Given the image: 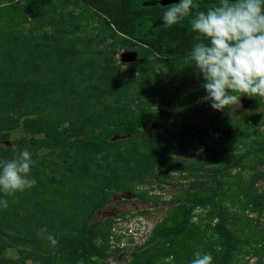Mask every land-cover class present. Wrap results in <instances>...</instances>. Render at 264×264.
I'll use <instances>...</instances> for the list:
<instances>
[{"label":"trees","instance_id":"16d2710c","mask_svg":"<svg viewBox=\"0 0 264 264\" xmlns=\"http://www.w3.org/2000/svg\"><path fill=\"white\" fill-rule=\"evenodd\" d=\"M154 1L0 0L9 21L0 19V160L29 150L37 181L13 197L0 193L8 201L0 264H104L124 250L126 264H191L198 253L212 264H264V189L256 185L264 141L254 136L264 134V98L243 96L253 125L248 113L214 110L191 65V16L165 27L160 17L179 0ZM194 2L193 16L219 0ZM121 50L137 58L124 61ZM20 128L26 134L13 140ZM187 149L200 153L197 163L174 158ZM175 173L193 179L145 241L117 231L118 217L136 214L93 218L116 192L157 203L150 189ZM149 181L157 186L140 187ZM62 202L77 206L74 224L63 220Z\"/></svg>","mask_w":264,"mask_h":264},{"label":"clouds","instance_id":"9594fccd","mask_svg":"<svg viewBox=\"0 0 264 264\" xmlns=\"http://www.w3.org/2000/svg\"><path fill=\"white\" fill-rule=\"evenodd\" d=\"M199 7L194 0H179L171 4L160 19L165 27H172L191 16L190 28L196 33L197 41L191 50V65L203 76L202 87L206 92L203 100L210 101L214 110L223 111L240 106L242 96L264 98V0H219L218 4L206 11H196L193 16V9ZM126 52L133 51L121 50L122 60ZM31 165V153L27 149L14 159L0 160V193L13 197L35 186L37 181L30 176ZM261 168L264 169V164ZM256 185L259 190L264 189V178ZM0 205L7 208V199L0 200ZM135 216L122 220L131 221ZM160 219L145 223L146 231L140 234L139 230L128 226L117 227V231L130 229L128 233L141 236L139 241H145ZM138 222L141 223L140 218ZM40 231L44 233L47 229ZM46 238L53 245L57 243L52 234ZM212 260L211 254L198 253L191 264H212Z\"/></svg>","mask_w":264,"mask_h":264},{"label":"rangeland","instance_id":"374dc122","mask_svg":"<svg viewBox=\"0 0 264 264\" xmlns=\"http://www.w3.org/2000/svg\"><path fill=\"white\" fill-rule=\"evenodd\" d=\"M170 1V0H168ZM3 15L6 16H2L0 17V19H2L3 21H5L6 25L9 24V21L7 19V14L4 12ZM1 56V54H0ZM190 89H192V87H190ZM185 94V92H184ZM257 100V99H256ZM251 102L248 101L247 99H245L243 96L240 100V106H233L231 107L229 110L226 109L223 114H237L238 112L241 114V112H245L248 113L247 119H248V125H253L254 123L251 121V116L252 114L250 113L249 108L251 107ZM164 109H168V107H163ZM186 111V110H185ZM200 115H196V119L199 120L201 119V112H199ZM192 115H194L192 113ZM244 127V126H243ZM252 128V132L255 131V127H250ZM249 129V127L247 128V130ZM211 132L215 133V131L212 130V128L210 129ZM261 130L264 131V127L261 128ZM221 131H224L223 133H226L227 135L232 132V128L230 127H225L222 126L221 127ZM26 132L23 131L21 128L18 130H13L11 131V138L13 140H16L18 138H20L21 136L25 135ZM248 135V134H247ZM255 137L257 136V138H259V140H263L264 141V134L261 133H257L256 135H254ZM252 136V137H254ZM163 143H167L168 139H163L162 140ZM208 152V151H207ZM174 158H177V160H180L182 163L183 162H187V161H193L197 163L198 158L200 157V153L191 151L189 149L187 150H183V151H178L177 153L173 154ZM246 164L249 163H253L254 160L253 158H249L245 160ZM50 172H52V170L50 169ZM205 177H208L207 175ZM193 177H185L183 175V173H175V175H172L169 180L168 183L165 185V187H163L162 189H150L152 187H156L157 186V182L156 181H149L146 184L140 186L143 189H150V194H160L161 195V199L160 201H158L157 203H153L152 201L150 202H146L141 198H138L136 195H133L132 193H125V192H116L113 195V200L105 207L102 208L100 210H98L95 214V216L93 217L95 220L96 219H106L109 217L112 218H117L118 216H120L122 213L124 212H128L131 214H139L138 212L147 209L150 211L149 214H142V215H138L135 216L131 219V221H124L122 219L118 220V224L120 228H122L123 226H128L130 228H134L136 230H139V233H142L144 231H146L145 228V223H151L153 221H156L157 218L160 219L163 217V215L168 212V208L170 205H172L169 201V199L173 196V194L178 193L179 191L185 190L186 188L189 187V181L192 180ZM178 182V183H177ZM152 186V187H151ZM77 196V194L75 195ZM59 198H61L60 196L58 197V199H56L57 202H59ZM61 201V199H60ZM225 205H229V201H226L224 203ZM59 205V209L62 211V218L65 222H69V225L74 224L75 222V214L77 213V206L73 205L71 208L68 206V204H64L62 203H58ZM196 214L198 212H202L201 209H197L195 210ZM244 212L246 214H249L250 216H256L257 212H254L250 209H245ZM138 218H140L141 223L138 222ZM195 220L198 219V216H196L194 218ZM261 220L264 221V214L262 215ZM68 225V226H69ZM66 226V227H68ZM119 232V231H118ZM119 239V238H116ZM245 253V252H243ZM8 257H15V253L9 252L8 253ZM131 254L129 252H126V250H124V252H120L117 255L113 256V257H109L104 264H126V259L130 258ZM240 258H243L244 260H247L245 258V254H242V256H240ZM257 258L256 257H250L248 259V264H255L256 263ZM240 261V260H239Z\"/></svg>","mask_w":264,"mask_h":264},{"label":"water","instance_id":"95a60500","mask_svg":"<svg viewBox=\"0 0 264 264\" xmlns=\"http://www.w3.org/2000/svg\"><path fill=\"white\" fill-rule=\"evenodd\" d=\"M136 58H137V53L135 51H133V52H126L123 55V60L124 61H132V60H135Z\"/></svg>","mask_w":264,"mask_h":264},{"label":"flooded vegetation","instance_id":"af4514ba","mask_svg":"<svg viewBox=\"0 0 264 264\" xmlns=\"http://www.w3.org/2000/svg\"><path fill=\"white\" fill-rule=\"evenodd\" d=\"M167 1H168V0H163V1L161 0L160 2H162V3H163V2H167ZM155 2H156V0L154 1V3H155Z\"/></svg>","mask_w":264,"mask_h":264}]
</instances>
